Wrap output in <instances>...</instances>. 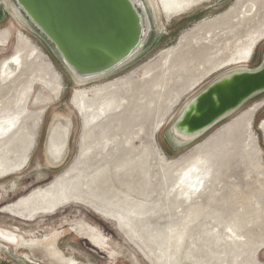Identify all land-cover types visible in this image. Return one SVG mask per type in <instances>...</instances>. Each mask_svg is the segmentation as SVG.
Masks as SVG:
<instances>
[{
    "label": "rangeland",
    "instance_id": "rangeland-1",
    "mask_svg": "<svg viewBox=\"0 0 264 264\" xmlns=\"http://www.w3.org/2000/svg\"><path fill=\"white\" fill-rule=\"evenodd\" d=\"M143 1L152 24L144 54L110 79L81 86L50 46L6 15L9 0L0 1V34L8 33L0 41V105L12 127L1 139L20 128L32 135L22 158L3 159L23 168L3 173L0 167V230L39 235L81 225L84 238L56 241L79 264H264V92L196 141L179 145L171 133L185 106L210 84L261 66L264 0H199L177 13L162 0ZM40 67L56 73L58 98L39 79ZM115 81L129 88L89 108L95 90ZM81 91L86 104L77 110L72 99ZM59 118L71 130L65 159L53 165L45 144ZM143 157L144 179L123 168ZM108 165L110 194L131 209L143 204V215L124 216L91 188L65 201L44 194L58 178ZM90 230L95 239L86 235ZM26 253L31 264H55ZM15 256L28 262L12 248L8 257L16 262Z\"/></svg>",
    "mask_w": 264,
    "mask_h": 264
},
{
    "label": "water",
    "instance_id": "water-1",
    "mask_svg": "<svg viewBox=\"0 0 264 264\" xmlns=\"http://www.w3.org/2000/svg\"><path fill=\"white\" fill-rule=\"evenodd\" d=\"M9 2L79 77L110 71L137 50L142 40L140 48L145 46L152 34L143 0ZM263 92L264 59L256 70H237L210 84L185 106L171 130L180 137L192 138L187 142L191 143L226 114Z\"/></svg>",
    "mask_w": 264,
    "mask_h": 264
},
{
    "label": "bare ground",
    "instance_id": "bare-ground-1",
    "mask_svg": "<svg viewBox=\"0 0 264 264\" xmlns=\"http://www.w3.org/2000/svg\"><path fill=\"white\" fill-rule=\"evenodd\" d=\"M133 2V0H131ZM199 0H162V5L168 12L177 13L182 12L190 8L191 6L198 3ZM148 3L151 5V3L148 1ZM156 8L158 9L157 4L154 2ZM11 9L6 8V15H11L18 24L23 28L26 29L30 34L37 37L42 43L46 44L45 46H50L48 42L44 39L43 35L40 34V32L22 15V13L19 11L17 7L12 5V3L9 4ZM144 13L146 14L145 8H143ZM162 13V12H161ZM165 13V12H164ZM28 27V28H27ZM147 31V30H146ZM152 34H150L149 37H151ZM146 36V33H144V37ZM8 38V33H2L0 34V41L2 43H6ZM150 40V38H149ZM148 40V41H149ZM143 40L141 41V43ZM140 45L137 47V50H135L127 59L122 61L119 65L114 67L108 72H105L100 75H94V76H87V77H79L77 76L69 67H66L68 71L71 74V79L74 82L76 86L85 85L88 83H92L95 81L103 80V79H110V77L118 74L119 72L123 71L133 63L137 62L141 56L144 54V48L143 45L142 48ZM54 51V50H53ZM55 52V51H54ZM57 53V52H55ZM58 56V55H57ZM59 58V56H58ZM62 60V59H60ZM67 66V65H65ZM11 71L15 72L17 70L16 66H11ZM39 73V79L48 87L49 90H51L55 95L56 98L60 96L61 93V86L57 82V76L56 73H52V69L50 70L49 67H40L37 71ZM120 83V84H119ZM129 88L128 83H121V82H111L106 84L102 88H98L94 92L95 100L92 103V105L89 106V108H94L96 106L97 102H101L103 98L110 95L111 93L122 91L125 92ZM144 89V86H143ZM87 96L84 91L77 92L73 99L72 103L74 107L77 110H80L81 105L86 104ZM250 101V100H249ZM248 103V101L246 102ZM245 103V104H246ZM243 104L238 110H235L233 112H230L226 114L223 118H221L216 124H214L211 128L203 132L202 134H199L195 137V139H199L201 136L206 134L210 129H215L220 124L224 123L228 119L235 116L237 113H239L243 108ZM3 108H6L5 106L2 107L0 105V111L4 114V117L0 119V167L3 170V173L8 172L9 168H17L21 169L23 168L20 161L13 162L12 160H6L3 159L8 156H15L19 153H21V157L24 156V146L27 144L29 140H31L32 135L30 132L24 130L23 128L17 129L14 131L11 136L7 139L2 140L1 135L6 134L11 131V124H9V116H7L6 113L3 112ZM246 114H243L240 118V122L237 124V126H241V123L245 119ZM261 128L264 130V121L261 123ZM70 130H71V122L70 121H64L62 119H56L54 120L48 129V134L46 137V144H45V151L46 156L50 159L53 165H58L63 162V160L66 157L67 150H68V143H69V137H70ZM172 134L174 135V141L175 143L182 145L184 143L189 142L192 138H186V137H180L177 134H174V129L171 130ZM195 140V141H196ZM3 157V158H2ZM124 169L128 168L129 171H136L142 179H144V157L143 159H140L138 161L132 162L131 165H125L123 166ZM110 169L109 165L105 168H95L93 171L86 175L85 172L76 171V173L69 177H62L58 178L54 183L51 184L50 188L46 191H44V194H51V196L56 199L60 198L62 200H68L71 198L79 199L81 195L83 194V189L85 188H91L96 193L97 198L110 202L114 207L116 206L119 209H122L125 214L124 216H141L144 214V206L143 204L138 205L134 209L129 208V203H121V200L123 198H118L117 195H111L110 192L113 188V181L110 179ZM112 183V184H111ZM135 189V182L129 185V188ZM192 190H195L196 185L191 184L190 185ZM90 189V190H91ZM91 192V191H90ZM127 200L126 198H124ZM132 219V218H131ZM10 232V231H5ZM11 233V232H10ZM61 237L60 233H56L51 236L44 237L42 239H29L25 240L19 239L16 244L14 245L11 243L3 242L0 238V259L1 255H5L8 250L10 251L12 248H20L25 249L26 251L30 250L32 255L37 256V253L41 252L43 256L42 262H44V258H49L54 261L55 264H61V262L65 261L66 259L63 257V253L56 247V241ZM180 239V236L178 237V240ZM38 245L41 247V251L32 249L31 246ZM11 252V251H10ZM28 256V254H27ZM41 258V257H40ZM13 262V261H12ZM13 264H16L13 262Z\"/></svg>",
    "mask_w": 264,
    "mask_h": 264
},
{
    "label": "flooded vegetation",
    "instance_id": "flooded-vegetation-1",
    "mask_svg": "<svg viewBox=\"0 0 264 264\" xmlns=\"http://www.w3.org/2000/svg\"><path fill=\"white\" fill-rule=\"evenodd\" d=\"M10 176H12V175H10ZM10 176H8V177H10ZM8 177L1 178V179H6ZM79 226H80V228L78 227L79 228L78 230H76V227H74L76 231H74V229L73 230H70L68 232V234L65 235V236L71 237L73 234H79L80 237L84 238L83 237L84 228L81 225H79ZM67 228H69V227H67ZM61 230H62V228L59 229V230H50L48 232H45V233H42V234H39V235H37L36 233L35 234H29V235H27V234L19 235L16 232L10 233V232H5V230L1 229L0 230V238L2 239L3 242H6V243H11L12 242L15 245L16 242L19 239H23V238L25 240H29V239H32V238H34V239H42L44 237L51 236V235H54L56 233H60ZM58 231H60V232H58ZM46 233H48V234H46ZM56 247L60 250V247H59V244L58 243H56ZM10 251L8 250V252L6 253L8 256H11V252ZM16 251L17 252H19V251L25 252V257L28 260V262L26 263L23 260H21V259H19L18 257L15 256L16 259H17V261L15 262L16 264H31V262L29 261L30 258L27 256V253H26V250L25 249H20L19 248V251H18V248H16ZM61 252L64 254L63 257L66 259L65 261L61 262V264H70L69 263V260H68V258H70V255L68 253L67 254L64 253L63 251H61ZM6 254L5 255H1L0 264H13L14 261L11 260ZM33 256H36V254L33 255ZM37 256H40L41 258H43L44 255H42L41 252H39V253H37ZM71 258L74 259V260H76L75 257H71Z\"/></svg>",
    "mask_w": 264,
    "mask_h": 264
},
{
    "label": "crops",
    "instance_id": "crops-1",
    "mask_svg": "<svg viewBox=\"0 0 264 264\" xmlns=\"http://www.w3.org/2000/svg\"><path fill=\"white\" fill-rule=\"evenodd\" d=\"M67 227H69L70 229H68ZM80 228V226H76V230H78L79 228ZM74 229V231H76L75 230V228H74V225H69V226H65V227H62V230H61V232H60V235H61V238L62 237H65V235H67L68 234V232L70 231V230H73ZM86 233V232H85ZM97 232L95 231V230H90V231H88V233L86 234L89 238H91V239H95V238H93V237H91V236H94L95 237V234H96ZM98 234V233H97ZM84 236H85V234H83ZM32 239H34V238H32ZM94 243H96V244H100L98 241H94V240H92ZM68 260H69V263L70 264H79V263H77V261L76 260H74V259H72L71 257L70 258H68Z\"/></svg>",
    "mask_w": 264,
    "mask_h": 264
}]
</instances>
